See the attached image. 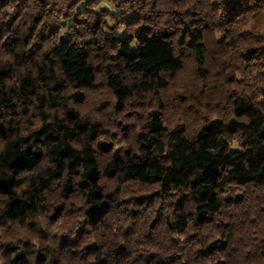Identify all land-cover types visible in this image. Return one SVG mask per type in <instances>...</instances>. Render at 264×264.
Returning a JSON list of instances; mask_svg holds the SVG:
<instances>
[{
  "label": "trees",
  "instance_id": "1",
  "mask_svg": "<svg viewBox=\"0 0 264 264\" xmlns=\"http://www.w3.org/2000/svg\"><path fill=\"white\" fill-rule=\"evenodd\" d=\"M0 264H264V0H0Z\"/></svg>",
  "mask_w": 264,
  "mask_h": 264
}]
</instances>
